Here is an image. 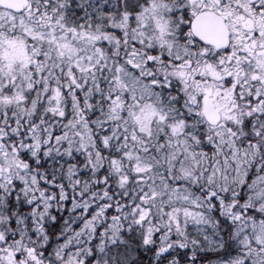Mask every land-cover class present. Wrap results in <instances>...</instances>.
Instances as JSON below:
<instances>
[{"label": "snow or ice", "instance_id": "6c2138e0", "mask_svg": "<svg viewBox=\"0 0 264 264\" xmlns=\"http://www.w3.org/2000/svg\"><path fill=\"white\" fill-rule=\"evenodd\" d=\"M0 264H264V0H0Z\"/></svg>", "mask_w": 264, "mask_h": 264}]
</instances>
